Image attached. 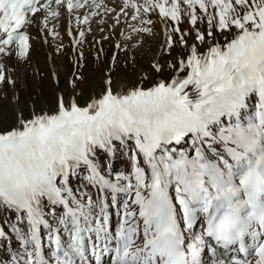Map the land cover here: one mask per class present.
Listing matches in <instances>:
<instances>
[{
    "label": "snow or ice",
    "instance_id": "snow-or-ice-1",
    "mask_svg": "<svg viewBox=\"0 0 264 264\" xmlns=\"http://www.w3.org/2000/svg\"><path fill=\"white\" fill-rule=\"evenodd\" d=\"M101 7L113 33L122 19L127 30L91 96L77 71L39 110L33 101L0 123V238L18 242L9 264H264V0H0V87L16 84L8 61L31 55V27L62 54V10L82 68ZM158 24L151 77L125 86L119 53Z\"/></svg>",
    "mask_w": 264,
    "mask_h": 264
},
{
    "label": "rangeland",
    "instance_id": "rangeland-1",
    "mask_svg": "<svg viewBox=\"0 0 264 264\" xmlns=\"http://www.w3.org/2000/svg\"><path fill=\"white\" fill-rule=\"evenodd\" d=\"M100 3V0H96ZM121 0H103V4L108 8L118 6ZM92 3V0H89ZM90 11L87 7L80 10V15ZM100 14L96 17H90L92 21V32L88 35L87 40L82 45L85 52V59L82 61L83 67L77 69L76 67V53L71 51V38L66 35V29L68 24V18L66 13L62 10L61 19L57 23L58 31L62 38L63 49L62 54H58L56 51L57 44L52 42L49 36V44H44L43 36L35 38L37 36L35 26L29 29V32L34 37L33 50L27 61L17 60L14 57L8 61V67L12 70L11 76L16 80V84L0 87V123L12 124L15 121L17 108L22 110L27 116L32 108L33 101L37 102L39 107L43 106L45 100H51L56 94L57 86L61 89H70L69 81L72 78L74 72L79 71L84 76L85 82L81 84L84 90V100H87L92 94V85L97 82L102 76L105 65L110 66L111 56L114 50V44L121 38L119 32L121 30H127V26L123 24L117 27L113 33L111 31V25L114 23L112 16L105 13L104 8L101 7L97 10ZM114 15V14H112ZM153 19H156L153 16ZM105 21L103 25L99 22ZM53 21H50L49 27L51 28ZM103 26L105 31L101 33L99 27ZM73 29L75 30V23H73ZM156 30L159 35L156 37H146L141 47L134 53L129 50L127 53H119V61L117 63L116 72L114 75L117 78H123L125 86H128L133 81H138L140 75L143 72L149 73L151 77V62L157 58L159 46L163 41V30L161 25L156 26ZM112 35L111 41H104L102 45H92L93 37L99 39L101 36ZM100 47L105 49L106 55H101L99 61L96 60V51ZM135 55V61L133 62L131 57ZM51 57V59H50ZM125 63L127 67H125ZM56 73L59 79V85L56 84V79L53 73ZM151 83V78L148 82ZM19 96V102L13 100V94ZM6 97V98H5ZM83 102V100L81 101ZM107 163V160L105 161ZM127 158L124 155H118V158L113 160V167L117 170L124 171L127 168ZM6 217L0 216V220H5ZM7 228V224L3 225ZM18 247V242L14 237L9 239L0 238V264H9L11 259V253Z\"/></svg>",
    "mask_w": 264,
    "mask_h": 264
}]
</instances>
